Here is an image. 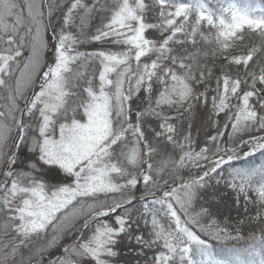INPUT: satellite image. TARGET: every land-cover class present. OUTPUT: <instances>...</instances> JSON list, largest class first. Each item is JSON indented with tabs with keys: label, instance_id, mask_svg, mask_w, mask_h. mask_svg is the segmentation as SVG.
Here are the masks:
<instances>
[{
	"label": "snow or ice",
	"instance_id": "1",
	"mask_svg": "<svg viewBox=\"0 0 264 264\" xmlns=\"http://www.w3.org/2000/svg\"><path fill=\"white\" fill-rule=\"evenodd\" d=\"M257 154L259 0H0V264H264Z\"/></svg>",
	"mask_w": 264,
	"mask_h": 264
},
{
	"label": "trees",
	"instance_id": "2",
	"mask_svg": "<svg viewBox=\"0 0 264 264\" xmlns=\"http://www.w3.org/2000/svg\"><path fill=\"white\" fill-rule=\"evenodd\" d=\"M204 2L206 3V5L208 6V8L215 12L217 15L220 14V9L222 7H226L229 4H234L236 7L238 8H244L247 4L249 3H256L257 0H204ZM259 2L264 3V0H259ZM195 133V129L193 130ZM260 160H264V156H261L260 154H257L254 158H249V163L252 162H256L258 163ZM237 166H240L241 162L237 161L236 162ZM232 217L234 218L236 216L235 212H232ZM249 229H245V239L243 240H239V241H230L228 242L226 245H217V247H225V248H232V247H237L240 249H244L246 247H248L251 243V241H249L247 239V234H248Z\"/></svg>",
	"mask_w": 264,
	"mask_h": 264
}]
</instances>
